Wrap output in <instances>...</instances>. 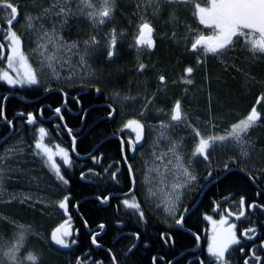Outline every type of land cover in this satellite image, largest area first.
<instances>
[{"label":"snow or ice","instance_id":"6c2138e0","mask_svg":"<svg viewBox=\"0 0 264 264\" xmlns=\"http://www.w3.org/2000/svg\"><path fill=\"white\" fill-rule=\"evenodd\" d=\"M160 0H147V3L154 5V12L159 10ZM169 5L183 6L190 10V15L198 22L196 27L190 24L185 25V33L177 39L178 46L183 43L186 53L193 55L194 65L188 64L183 68L184 76H192L196 71V66L202 67L206 63V58L212 57L221 58V63L227 62L232 58L231 54L239 47L248 51L252 56L264 55V0H165ZM72 0H48V6L44 7L40 0H25V6L30 5L32 8H39V12L33 15L29 11L23 13L24 28L23 34H18L14 29V24L18 22V17L21 16V3L19 0H0V30L3 31V40L7 42L6 67L0 68V81L5 82L9 86H19L21 88L31 86H43L44 92L53 91L51 81L55 80L60 83L71 84L75 79H80L81 83L85 77L92 78L95 76V70L91 68L90 60L98 56L104 57L105 62L111 61L117 55V29L112 27L103 37V48L101 47V39L97 35H90L89 38L81 41L69 42L65 40L61 31L57 30V22L62 30L69 21L78 12L81 17L85 18L90 25L100 27L106 24L114 16L115 0H75L76 12L71 7ZM173 21L177 20L175 13L171 15ZM53 21L51 28L45 27V21ZM203 26V28L199 27ZM154 25L144 16L140 17V22L136 25L135 35L133 36L134 45L139 49L146 47L154 49L156 42ZM123 35V33H120ZM27 35L32 39L34 47L32 49L36 65L32 62V57L25 54L22 43L23 36ZM174 39L177 33L173 32ZM5 44L0 43V58L4 57ZM72 56H78L79 67L88 69L77 77L74 73L65 77H61L57 67H63L68 63ZM235 67V64L232 65ZM147 65L139 63L137 71L146 70ZM237 71L241 69L237 68ZM246 75H248L246 73ZM161 85L167 83L165 75L160 74L157 77ZM185 84H192V79H181ZM176 83V81H173ZM100 93V87L94 89ZM64 94V106L67 105V94L63 89H58ZM162 89H157V92ZM119 98L121 105L127 101H134L135 97L120 96L117 92L114 94ZM210 97V94H209ZM7 100V97L4 98ZM77 104L80 103L79 97L73 98ZM146 103L139 112V116H144L145 112L151 104L156 100V94L144 97ZM259 105L264 109V92L255 98V102L250 106L246 113L226 124L221 130L218 128V123L214 122L215 118L201 121L199 117L193 118L183 107V101L176 98L165 108L156 109L157 113L167 116V120H159L156 128L159 132L152 145V166L149 167L148 173L155 172L156 179L153 182L149 180L148 173H145V203L155 202V206L159 209L163 207V212L173 219L175 226L182 228L186 214L189 209L183 208L179 211L182 197L191 191H197L196 182L198 174L196 173L195 165L197 160L202 161L208 166L207 175L204 177L205 182L213 176L212 154L217 148L224 151L238 150V157L229 156V161L233 164H246L251 159V153L255 151V144L250 138V132L258 123L264 122V111L257 108ZM51 110V106H48ZM110 109L107 112L109 119L115 118L116 109L112 105H107ZM81 111H84L81 108ZM42 115V109H41ZM26 116V124L34 126L37 118L33 112L17 113V117ZM54 117L61 122L64 121L62 107L57 106L54 109ZM0 119H4L11 135L2 142L7 143V140L12 139L16 135L14 121L8 119L5 114L4 107L0 106ZM83 119V117H82ZM67 130V135L71 137V149L55 144L50 146L45 142L49 136V131L43 127H36L34 133H29L33 137L32 155L38 157L43 166L51 172L60 185H68L70 181L62 172L61 163L57 162V157L62 161V165L66 169L73 167V160L70 155L76 153L77 137L73 133V129L68 128L67 124L57 123L54 128L57 132L61 127ZM145 125L141 119L136 117L128 118L122 123L121 131L131 130L135 135V139L120 140V151L123 158V163L127 166V176L131 181L132 187L127 192L123 193V197L117 207L119 211L120 205L123 206L125 214L136 217L138 224H147V216L141 201L135 195V172L132 164L129 162L127 155H124L127 148L128 151L135 152L137 145L144 138ZM182 128V131H177ZM166 143V151L157 152L160 142ZM25 140L23 134L16 142L6 148L3 153H0V192L3 191V183L5 177L11 169L7 167L6 161L9 157L19 155L24 152ZM126 146V147H125ZM190 155L185 158L186 153ZM264 154V149H261ZM101 154V158H102ZM93 162H97V157L92 156ZM156 161H159L157 164ZM116 167L115 164L104 169L105 173L110 174V179L117 181L120 175V169L115 171L111 169ZM255 167V165H253ZM224 170L229 169V162L223 164ZM242 171L246 169L242 168ZM89 173L93 170L89 169ZM261 175H264V169H259ZM250 179H255L250 172L246 171ZM85 172H80V177H85ZM169 176L171 182L169 183ZM259 195V193L257 194ZM15 199V197H13ZM31 196H25L21 203L31 200ZM71 196L64 194L61 199L55 201L59 209L64 210L67 214ZM102 203L108 202L110 197H98ZM225 197L224 202H227ZM40 202H44L41 198ZM235 203V201L233 202ZM239 211L232 212L228 209L219 213V219L216 220L213 216L205 214V219L211 224V234L207 237V246L203 248L200 244V236H195L196 255L195 252L186 249L180 253V260L172 259L165 260L164 257L153 256V264L161 261L162 264H264V239L258 233V227L255 223L250 222V226L239 232L237 224L233 223L229 217L234 216L236 221L246 216V199L244 196L239 198ZM213 212L220 209V203L213 202ZM259 209L264 212V204H258L255 201L247 204V210L255 211ZM71 217L63 220L56 227L52 228L50 233V242L60 246L62 249H71L73 245H78V240L70 239ZM15 224V221H12ZM117 223L122 224L120 220ZM87 227V221L84 222ZM16 231L10 240L0 241V264H25V261H30L31 264H38L39 257L32 251H28L26 255L22 254L25 248V241L28 235L32 234L31 226L16 224ZM101 229L105 225H99ZM171 228V225H169ZM98 232L90 233V244L97 248L101 247L98 242ZM131 236L139 240L140 233H131ZM162 242L175 248V240L171 232H163L160 234ZM259 243H256V241ZM251 242V247H247L243 242ZM234 246L238 247L239 255L233 258ZM136 247L133 244L128 252H131ZM111 264H119L116 254L112 249H107ZM261 253V254H258ZM69 264H103L102 260H92L90 251H83L75 256L74 261H69Z\"/></svg>","mask_w":264,"mask_h":264},{"label":"flooded vegetation","instance_id":"af4514ba","mask_svg":"<svg viewBox=\"0 0 264 264\" xmlns=\"http://www.w3.org/2000/svg\"><path fill=\"white\" fill-rule=\"evenodd\" d=\"M19 2L22 5L21 16L18 17V22L14 24V29L18 32V34H23L24 33V28L22 27L24 23L23 13L25 11H29L33 15H36L39 12V8L38 7L32 8L30 5L25 6V0H19ZM40 3H42L44 7L48 6V0H40ZM71 7L73 11L76 12L75 0H72ZM154 7H155L154 5L150 6L147 3V0H115L114 16L111 20L106 22L105 25L100 27H94L90 25V23L85 18L81 17L80 14L77 12L75 16L69 18L68 24L62 30L60 29V25L57 22V30L61 31L65 40L69 42L72 41L82 42L84 39L89 38L90 35H97V37L101 39L102 42L101 47L103 48L104 35L107 32H109V30L112 27H115L118 33L117 35L118 47H117V55L112 60L113 62H117V60L123 62L126 59L129 60L132 59L133 66L137 68L139 63H144L145 65H147V68L146 70L142 71V73L145 74L146 76L149 71V68H151L155 64H158L159 60L162 61L163 65H164L163 61H166L168 63L167 65L169 66L179 67V70H177V72L174 71L176 72V74L173 77L172 74L174 69L171 71L170 73L171 76L168 79L169 84L175 85L176 83H179L178 79L180 78V76L184 75L182 71L183 68L188 64L194 65V59H195V57L191 55L190 61H186L187 56L183 57L184 55L183 53L185 54L188 53L185 52L182 42L178 46L177 39H179V37L185 33V25L190 24L193 27H196L198 22L195 21L193 17L190 15V10L185 9L183 6L169 5L168 3L165 2V0H160L159 10L154 12ZM173 12L177 17L176 21H173L171 19V15ZM141 16H144L146 19H148L156 29L155 35L153 37L156 42V46L154 49H148L146 47H141L138 49L134 45L133 36L135 35V28L136 25L140 22ZM44 23H45V27L51 28L53 21L49 20V21H45ZM199 27L203 28V26H199ZM173 32L177 33L176 39H174L172 36ZM120 33H123V35H121ZM3 35H4L3 31L0 30V43L5 44L4 57L0 58V68L6 67L7 42L3 40ZM33 47H34L33 41L28 39L27 35H24L22 48L25 54H27L29 51H32ZM165 56H167V58H165ZM101 59H104V57L98 56L90 60L89 63L91 67L97 70L98 69L97 65L100 64ZM76 61L79 62V60ZM167 65L164 66L168 67ZM154 68L155 67H153V69ZM155 72H156L155 80L157 83L158 80L157 75L161 72V69L158 68V70H156ZM147 78L148 77H146L145 80ZM173 81H176V83H173ZM147 82L149 84L150 81ZM93 83L96 82L88 81L81 83L79 81H73L71 84H68V83L56 82L55 80H53L51 81V87L53 91L44 92L43 86H38V88H33L30 90L28 89L30 87L21 88L19 86H9L5 82L0 81V106L4 107L5 109L6 101L9 99V100H14L15 104L16 102L23 104L25 109V111L18 110L13 112V114L8 118L14 121V125L16 128V135L13 136L12 139L7 140V143L2 142L0 144V153H2L3 149L6 148L9 144L13 142L15 143L16 140L19 139V137L23 134L25 140V143L23 145L24 152L20 154L21 155L20 159H25V161L20 160L19 166H23V168L28 166L33 170L41 171L43 175L48 169L43 166L42 162L38 157L32 155L31 146L33 141L31 140L29 141L25 134L27 132L34 133L36 127L43 126L49 131V136L46 137L45 139L46 143H48L50 146H54L55 144H61V146L71 149V137L67 135V130L62 126L60 131L57 132L56 129L54 128V125L57 123H61L62 125L66 123L68 128L73 129V133L77 137V145H79V147L82 150H86V151L85 152L77 151V147H76V154L70 152V155L73 160V167L71 169H66L62 165V161H60L59 157H57L56 158L57 162L61 163L63 174L64 172H68V173L70 171L76 172L77 170L78 179L80 180V182L83 184H87V186L91 188L89 198L95 199L103 207H109L110 210L114 209L115 212L117 213V207L119 205V202L122 198H124L122 194L127 192L128 189L132 187L131 181L127 176V166L123 163V158L120 151V147H121L120 140L135 139V135L134 133L131 132V130L121 131L122 123L128 118H132V117L141 119L145 127L147 125H157V123L152 121L151 119L152 114H150L151 113L150 106L145 112L144 116H139L138 113L121 114L116 111L115 118L116 121L118 122L117 125L114 123L112 125H108L107 126L108 130L107 132H105L107 134L105 136L100 137L96 142L94 140H91L89 134L94 133L96 130L99 129L97 125L98 118L104 116V115L99 116L98 113L95 115L94 112H97L95 111L96 110L95 108L106 107L108 110H110L107 107V105H110V103H108L105 100H100L99 102H96L94 100L91 101L87 100L85 98V95L87 93L86 90H82L76 93H70L69 88H66V86L81 85V84L89 85ZM63 87H65L66 89L64 90ZM58 89H63L64 93L67 94L66 107L64 106L65 96L60 91H58ZM262 92H264V89ZM260 93L257 94L255 98L259 96ZM152 94L153 93H151V95ZM166 94L167 92L163 94L158 93L156 94V96L157 95L166 96ZM95 95H97V92L95 93ZM5 97H7V100L4 99ZM74 97H79L80 100L79 104L75 102V100L73 99ZM255 98L252 101V103L248 106L246 111L255 102ZM48 106H51V110L49 109ZM57 106L62 107V114L64 116L63 122H61L58 118L54 117V109ZM81 108H83L84 111H81ZM113 108L116 109V107ZM257 108L260 111H264V109H262L259 105H257ZM41 109H42V115H41ZM29 111L33 112V114L37 118L36 124L34 126H28L26 124V116L17 117V113L20 112L27 113ZM189 115L195 121V118L197 116L196 112H192V113L190 112ZM104 117L107 118V120H111L107 117V114H105ZM263 127H264V122L263 123L261 122L258 123V125L255 126L254 129L252 130L257 134L261 132ZM144 129L145 131H147L146 128ZM1 130L3 131L1 133L2 136L0 137V140L10 131L4 119H0V131ZM103 139L105 141L109 139L115 141L119 146V155L115 149H112L111 147L108 148L109 146H111V144H105L102 148L99 149V146L105 142L102 141L101 143V140ZM258 139H259V134H258ZM99 142L101 144H99V146L95 149V146ZM144 143H146L145 136L143 140L140 142V144L137 145L135 152L128 151L126 148L124 153V155H127L128 160L132 164V167L135 172V178H136L135 195L137 196V198L138 196L141 195V193L142 195L145 194L144 192L145 190L143 188L140 175L137 171L138 168L136 167L139 158L138 148H140L141 145H143ZM255 146L257 147V149L258 147L262 149L264 148V143L260 144L258 140V146L257 144H255ZM106 148L108 149L105 150ZM101 154H103L102 158H101ZM76 155L86 156V157L79 158ZM188 155H190V152L186 153L185 155L186 159ZM256 155L257 158L256 157L251 158L246 164H240V163L233 164L229 161L228 158L229 156L238 157V150L224 151L222 149L217 148L216 150L213 151L211 157L212 159L211 170L213 171V176L207 182H205L204 177L207 175V172L209 170L208 166L205 165L202 161L197 160L194 169L198 174V180L196 184L197 186L200 185H204V186L198 187L197 191L187 192L182 197V202L179 211L182 212L184 207L190 209L194 204H196L194 208L199 207V211L200 213L203 214L202 217L207 223L206 227L205 228L202 227L198 229L195 226L196 224L192 222V220L185 219L183 227L179 228L175 226L172 218L166 217L163 214L164 217L169 219L168 223L169 225H171V228H169L168 225L167 226L168 230L164 229L162 232H160V234L163 232L170 231L175 240V248L171 247L170 245L164 244L160 236H159V246L156 248L155 252L153 253H150L151 243L149 241H144L140 243V239L139 240L133 239V242L129 246V248L135 243V241H137L138 243L136 245V248L145 249L147 255L144 257L150 259L151 264H153L152 261L153 256L164 257L165 260H172V259L180 260L181 259L180 253L185 251L186 249L195 252L196 255H200V253L196 252L195 250L196 249L195 236L196 235L200 236V244L202 245L203 248H206L207 237L209 236V234H208V222L204 218L205 214L219 219V213L224 211V209H228L232 212H238L239 211L238 202L241 196H244L246 199V204H245L246 216L241 218L240 221H236L234 216L229 217V219L233 223L237 224L238 235L239 232L242 231L244 228L249 227L251 222L257 225L258 233L260 234L261 238L264 239V212H261L259 209H256L255 211L247 210V204L253 201H255L258 204H264V199L260 198V196H264V186L262 183L264 175H261L260 171H258L259 169H264V159L261 158L262 157L261 152ZM92 156L97 157V162L95 163L93 162V160L91 159ZM225 162H229L228 170H224L223 168V164ZM113 164H115L116 167H113L111 169L112 171H115L116 168L120 169V175L118 176L117 181L111 180L109 178L110 174L104 172L105 168H108L110 165ZM253 165H255V167H253ZM242 168L246 169L247 172H250L251 176L255 177V179H250L249 175L246 174V171L241 170ZM89 169H92L93 172L89 173L88 171ZM81 171H84L86 174L83 179H81L80 177ZM53 179H54L53 181L46 182V188L49 189L51 192L53 191L58 192L61 190L60 187H62V185H60V182L57 181L55 177H53ZM65 187L66 185H63L62 193L58 192L57 196L59 194L60 196H62V194L63 195L68 194L67 191L65 190L66 189ZM258 193L259 195H257ZM103 196H109L110 197L109 201L102 203L101 200L98 199V197H103ZM225 197L228 198L227 202H224ZM59 199H61V197L56 198L55 201ZM55 201L53 202V204H50L49 207H46V209L52 210L53 206H55L56 214L59 215L58 218L54 221L55 224L52 226V228L56 227L63 220L68 219L69 216L71 217V212L69 211V208L67 214H65L64 210L58 208V206L55 204ZM234 201L235 203H233ZM213 202L220 203V209L217 212L212 211V208L214 206ZM74 205H73V211L76 214H78V211L75 210ZM41 208H43V206H41ZM121 208L123 209L122 205H120L119 209ZM189 213L186 215V217L189 215ZM72 219L73 218L71 217V220ZM115 224L117 225L118 229H121L120 223L116 222ZM52 228L50 229L49 234L51 233ZM84 228L87 232L85 226ZM88 228L92 229L93 227L92 228L88 227ZM104 230L105 227L103 229L99 227L93 232H98L100 235L104 232ZM88 234L90 237V233ZM118 235L131 236V233L125 230H120L118 234L115 236V239L117 238ZM186 235L190 236L191 240ZM243 243L246 244L247 247H251V242L244 241ZM256 243H259V241L257 240ZM234 249L235 250L233 252V258L239 255L238 247L234 246ZM149 254L150 256H148ZM91 259L93 260V256H91ZM25 264H31V262L25 261ZM157 264H162V262L157 261Z\"/></svg>","mask_w":264,"mask_h":264},{"label":"trees","instance_id":"16d2710c","mask_svg":"<svg viewBox=\"0 0 264 264\" xmlns=\"http://www.w3.org/2000/svg\"><path fill=\"white\" fill-rule=\"evenodd\" d=\"M238 49L241 48L238 47L236 51L231 54L232 58L230 61L235 64V67L232 66L233 69L226 70L214 61H209L204 65V68L202 66L200 70L202 71L203 69V72H201L199 81H201L200 83L203 85V90H205V92H201L200 95H197L196 92L193 94L192 92L191 94L194 95L192 98L194 99H188L182 86H171L166 96L157 95L156 100L150 105L152 121L158 123L159 120H166L167 116L157 113L156 109H166L167 105L176 98L182 99L183 107L188 114L190 112H197V114L205 116L207 113L205 115L204 113H200L202 108H204V110L209 113L211 111L214 115L224 116V118L231 121L241 115V113H243L252 103L255 96L264 89V55L255 58L253 63L248 62L246 65V60L243 57L244 53ZM186 56V61H190L191 55H183V57ZM159 63L149 68V71L145 76L142 72L137 71V67L133 66L132 59H126L123 62L119 60H117V62L111 61V63L105 62L104 59H101L100 64H98L97 67L102 72V77L98 82L89 85H70L66 86V88H69L70 93L86 90L87 93L85 98L87 100H94L96 102L105 100L113 107H116L114 101L110 97V93L130 92L134 95H141L142 97L149 96L151 93L158 94L155 90L157 85L155 80V68L164 69L169 74L171 73L170 70L173 68L174 71L179 70V67L164 66L160 60ZM153 67L155 68L153 69ZM237 68L241 69V71H237ZM246 73L248 75H246ZM146 77L148 78L145 80ZM147 81H150L149 84ZM95 87H100L101 89L100 93H97V95H95ZM33 88H38V86H31L28 89L31 90ZM63 88L64 90L66 89L65 87ZM95 109L97 112H94V114L96 115L98 113L99 116H105L109 111L106 107H96ZM18 110L25 111L24 105L19 102H16L15 104L14 100L8 99L6 101L5 114L7 118H9L13 112ZM117 112L120 113L118 110ZM104 116L98 118L97 125L99 129L94 133L89 134L91 140H94L95 142L100 137L107 134L105 132L108 130V125H112L113 123L117 125L118 123L116 118L107 120ZM2 131L3 130L0 131V134ZM25 135L29 141H33V137L29 135V132ZM1 136L2 134L0 137ZM104 139L101 140V143L102 141H105ZM259 139L264 143V127L260 132ZM101 143L99 142L95 146V149ZM105 144H111L108 148L111 147L112 149H115L119 155V146L115 141L109 139L101 144L99 149ZM77 151L85 152L86 150H82L79 145H77ZM64 174L70 181L65 187V190L68 194L70 193L71 196L69 211L71 212V217L73 219L71 220L72 236L70 239L78 240V245H73L71 249H62L50 242L49 231L55 224L54 221L59 216L56 214L55 206H53L52 210H49L44 207V209L41 208L42 205L37 203H21L14 199H6L4 192L8 188H12L14 185L10 182L8 183V177L4 182V191L0 194V238L10 240L14 231H16V224L30 225L32 234L28 235L22 254L26 255L28 251L37 254L39 257L38 264H69L70 260H75L76 255H79L86 250L91 252L93 260H102L103 264H111L109 254L105 250L109 248L116 254L119 264H151V260L144 257L147 255L145 249H138L135 247L131 252H127V249L133 242V237L118 235L115 239V236L120 230H125L130 233L139 232L140 243L149 241L151 243L150 253H153L159 246L160 232L164 229L168 230L167 226L169 225V219L164 217L163 214L152 205V203H145V196L141 193V195L138 196V199L141 201L142 207L146 212L147 224H138L136 217L126 215L124 209L121 208L116 213L114 209L110 210L109 207L101 206V204L95 199H90L89 195L91 188L88 187L87 184L80 182L77 170L76 172H64ZM12 179L14 180V178ZM262 183L264 186V178ZM56 196L57 194L55 197ZM260 198L264 199V196H260ZM81 199L82 201L79 202L77 206L78 214H76L73 211V205ZM202 215L203 214L200 213L198 207L194 208L185 219L192 220L198 229L202 227L205 228L207 223ZM120 220H122L123 223L121 224V229H118L115 223ZM12 221H15V224H13ZM83 221H87V225L90 228L99 224L105 225L104 232L98 236V242L101 244L100 248H96L90 244V237L84 228ZM186 236L191 240L190 236ZM148 256H150V254Z\"/></svg>","mask_w":264,"mask_h":264},{"label":"rangeland","instance_id":"374dc122","mask_svg":"<svg viewBox=\"0 0 264 264\" xmlns=\"http://www.w3.org/2000/svg\"><path fill=\"white\" fill-rule=\"evenodd\" d=\"M28 39H30V38L28 37ZM30 40H32V39H30ZM238 50L243 51V53H244L243 57L246 60V63H245L246 65L248 64V62L253 63L254 62L253 60L255 58H258L261 56L259 54L256 56H252L246 50H243V49H238ZM26 55L33 58L32 62L35 66L36 61L34 58L33 51H29ZM165 58H167V56H165ZM76 60H79V57L78 56H72L71 60L68 63H66L62 68L59 66L57 67V70L60 72L62 78L65 76H68L70 74H73V73L77 77H79L82 75L83 72L88 71V69H83V68L77 66L78 62ZM230 60H231V58L228 59L226 64H225V63H221V58H216V57H212L211 55H209L206 58L205 64H207L209 61H214L215 63H218L220 66H222L226 70H230L231 68L233 69V67H232L233 62H231ZM163 63H164V65L168 64L166 61H163ZM204 65H203V68H204ZM167 66H169V65H167ZM91 68L93 70H95V76L92 78L85 77L83 82H88V81L98 82L101 79L102 72L100 71V69L96 70L93 67H91ZM201 68L202 67L197 66L196 72H194V74L190 77L180 74L181 76L178 79L179 83H176L175 85L169 84L168 79L170 78L171 75L169 73L165 72L164 69H161V72L158 75H160V74L165 75L167 78V83L164 85H161L157 80V85L155 87V90L157 91V89H162V91H159L157 93L163 94L165 92H168L171 86L181 87L180 85H183L182 87H183L184 93L187 94L188 99L191 100L190 98H192L194 96L191 94L192 92H193V94H194V92H196L197 95H200L201 92H205V90H203V85L200 83L201 81H199L201 72H203V69H202V71L200 70ZM173 69H171L170 71H172ZM156 70H158V68H156L155 71ZM176 72H174V70H173L172 77L176 74ZM158 75H157V77H158ZM182 78L183 79H192L193 83L192 84H185V83L181 82ZM74 81L81 82L80 79H75ZM114 94H115V92L110 93V97L114 101L116 109L121 114L122 113H129V114L138 113L139 114V112L143 108V105L146 103L144 97H142L141 95H134L130 92H124V93H119L121 97L127 95V96H131V97H135V100L134 101H127L123 105H121L119 98H117ZM197 95H195V96H197ZM197 97H199V96H197ZM192 99H194V98H192ZM245 111L243 113H241V115L244 114ZM200 113H204V115L207 113V115H205L206 117L201 116V115L197 114V112H196V115H197L196 117H199L201 121L215 118L214 122L218 123V128L221 130L226 126L227 123L231 122V120L224 118V116L214 115L213 112H211V111H210V113L207 112L206 110H204V108H202ZM241 115H239L238 117H240ZM145 128L147 130V131H145V129H144V136L146 137V143H144L143 145H141L140 148H138L139 158H138V163H137L136 167L138 168L137 171L140 175V179H141L143 188L145 190L144 192L146 194L145 173H148L149 167L152 166V157H151L152 145H153V142H154V140H155V138L159 132V129L156 128L155 125H147ZM177 131H182V128H178ZM258 134L260 135V133L256 134L253 130H251V132H250V138L254 144H257V146H258V140H259L260 144L262 143L260 141V139H258ZM13 143L9 144L8 146L12 145ZM262 149H264V148H262ZM156 151L157 152L166 151V143L164 141H161L160 145L156 149ZM260 152H261V149L259 147L257 149V147L255 146V151L251 153V156H252L251 158H253V157L257 158L256 154H258ZM2 153H3V151H2ZM261 156H262L261 158L264 159V154H262ZM20 158H21V155L19 154V155L13 156V157H9L8 160L6 161L7 167L9 169H11V171L5 177V180L7 177L9 178V180L14 178V180L13 179L10 181L8 180V183L10 182L14 185L12 188H8L4 192L6 199L12 200L13 197H15V199H14L15 201L21 202V200L25 196H31L32 199L25 202V203H29V204L37 203V204L42 205L44 208H46V207H49L50 204H53V202L56 200V198H59V197L62 198L63 194H62V196H60V194H59L57 197H55V195L58 194V192L62 193L63 185H62V187H60L61 190L58 192H55V191L51 192L49 189L46 188V182L47 181H53L54 180L53 177H55L51 172L46 170V172L42 175L41 171L33 170L28 166L24 167L27 169H24L23 166H19V165H20V160L25 161V159H20ZM156 163L158 164L159 161H156ZM46 173H47V176H46ZM148 177H149V180H152L154 182L156 179V173L150 172V173H148ZM168 179H169V183H170L171 177L169 176ZM5 180H4V182H5ZM3 188H5L4 183H3ZM3 191H4V189H3ZM3 191L0 192V194L3 193ZM145 194H144V196H145ZM41 198H43V200H44L43 203L40 202ZM152 205L157 209V207L155 206V202H153ZM158 210H160L162 214H164L166 217H168L163 212L162 206ZM214 219L218 220L217 218H214ZM71 231H72V227H71ZM208 234L209 235L211 234V224L209 222H208ZM0 241H4V239L0 238Z\"/></svg>","mask_w":264,"mask_h":264},{"label":"water","instance_id":"95a60500","mask_svg":"<svg viewBox=\"0 0 264 264\" xmlns=\"http://www.w3.org/2000/svg\"><path fill=\"white\" fill-rule=\"evenodd\" d=\"M9 135H11V132L9 131L1 140H0V144L2 143V141L4 140V139H6ZM92 152V151H91ZM90 152V153H91ZM74 154H76V153H74ZM77 157H79V158H84V157H86V156H78V155H76ZM82 201V199L81 200H78L76 203H75V205H74V208H75V210H77V205H78V203L79 202H81ZM196 206V204H194L190 209H189V211H188V213L190 212V211H192L193 209H194V207ZM187 213V214H188ZM186 214V215H187ZM84 222V221H83ZM99 228V225L98 226H95V227H93L92 229H89L88 228V226L86 227V229H87V232L88 233H91V232H93V231H95L96 229H98ZM137 241H135V245H137ZM106 251H107V249H105ZM196 250V249H195Z\"/></svg>","mask_w":264,"mask_h":264},{"label":"bare ground","instance_id":"6f19581e","mask_svg":"<svg viewBox=\"0 0 264 264\" xmlns=\"http://www.w3.org/2000/svg\"><path fill=\"white\" fill-rule=\"evenodd\" d=\"M57 142V141H56ZM80 196V195H79Z\"/></svg>","mask_w":264,"mask_h":264}]
</instances>
